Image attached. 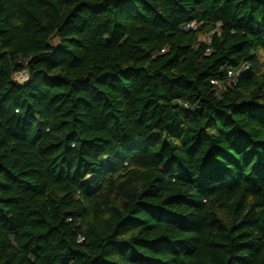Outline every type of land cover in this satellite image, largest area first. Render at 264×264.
<instances>
[{"label":"trees","instance_id":"obj_1","mask_svg":"<svg viewBox=\"0 0 264 264\" xmlns=\"http://www.w3.org/2000/svg\"><path fill=\"white\" fill-rule=\"evenodd\" d=\"M0 264H264V0H0Z\"/></svg>","mask_w":264,"mask_h":264},{"label":"built area","instance_id":"obj_2","mask_svg":"<svg viewBox=\"0 0 264 264\" xmlns=\"http://www.w3.org/2000/svg\"><path fill=\"white\" fill-rule=\"evenodd\" d=\"M189 27H196L195 24H188L187 28ZM229 75H233L232 71H229ZM14 79L18 82H24L27 79V72L26 71H20L14 75ZM214 83H217L214 81Z\"/></svg>","mask_w":264,"mask_h":264}]
</instances>
